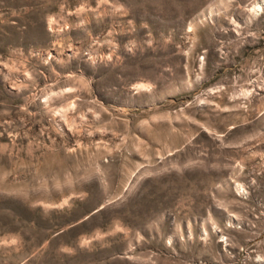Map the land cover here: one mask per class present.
Listing matches in <instances>:
<instances>
[{"label":"rangeland","instance_id":"1","mask_svg":"<svg viewBox=\"0 0 264 264\" xmlns=\"http://www.w3.org/2000/svg\"><path fill=\"white\" fill-rule=\"evenodd\" d=\"M264 0H0V264H264Z\"/></svg>","mask_w":264,"mask_h":264},{"label":"bare ground","instance_id":"2","mask_svg":"<svg viewBox=\"0 0 264 264\" xmlns=\"http://www.w3.org/2000/svg\"><path fill=\"white\" fill-rule=\"evenodd\" d=\"M264 6V2H260L254 6V14L257 15L261 13L262 7Z\"/></svg>","mask_w":264,"mask_h":264}]
</instances>
